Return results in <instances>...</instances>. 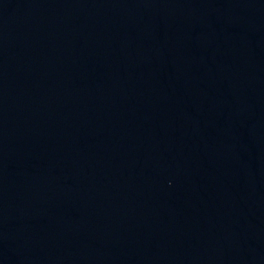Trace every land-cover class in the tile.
Instances as JSON below:
<instances>
[{"label":"water","instance_id":"obj_1","mask_svg":"<svg viewBox=\"0 0 264 264\" xmlns=\"http://www.w3.org/2000/svg\"><path fill=\"white\" fill-rule=\"evenodd\" d=\"M0 264H264V0H0Z\"/></svg>","mask_w":264,"mask_h":264}]
</instances>
